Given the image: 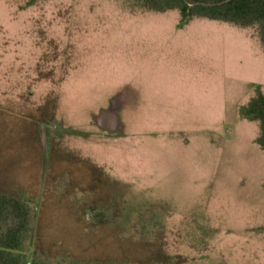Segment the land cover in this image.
<instances>
[{"label":"rangeland","instance_id":"rangeland-1","mask_svg":"<svg viewBox=\"0 0 264 264\" xmlns=\"http://www.w3.org/2000/svg\"><path fill=\"white\" fill-rule=\"evenodd\" d=\"M181 19L0 0V193L30 201V253L264 264L261 127L241 112L264 94V45L255 27ZM120 93L117 129L101 112Z\"/></svg>","mask_w":264,"mask_h":264},{"label":"trees","instance_id":"trees-1","mask_svg":"<svg viewBox=\"0 0 264 264\" xmlns=\"http://www.w3.org/2000/svg\"><path fill=\"white\" fill-rule=\"evenodd\" d=\"M143 9L163 12L178 10L181 20L195 17L222 19L242 27H255L264 45V0H131ZM242 116L260 122L257 139L264 148V94L258 93L241 110ZM33 207L30 201L0 193V264H91L76 257L55 261L38 249L30 253L34 238ZM93 264H105L95 261Z\"/></svg>","mask_w":264,"mask_h":264},{"label":"flooded vegetation","instance_id":"flooded-vegetation-1","mask_svg":"<svg viewBox=\"0 0 264 264\" xmlns=\"http://www.w3.org/2000/svg\"><path fill=\"white\" fill-rule=\"evenodd\" d=\"M124 96L125 95H123L122 93H120L119 95H118V99L115 97V98H113L112 99V102H111V106H110V108H108V109H103L102 110V114H104V118H106V120H107V122H109L110 123V126L111 125H113V124H115V126H116V128L117 129H119V127H120V121H119V119H118V112L119 111H113V112H111V113H109L108 111L110 110V109H115L116 107H121V102H120V99H122V98H124ZM98 123L100 124V125H102L101 123H100V120L98 121ZM45 125H43V127H44ZM43 135V134H42Z\"/></svg>","mask_w":264,"mask_h":264},{"label":"water","instance_id":"water-1","mask_svg":"<svg viewBox=\"0 0 264 264\" xmlns=\"http://www.w3.org/2000/svg\"><path fill=\"white\" fill-rule=\"evenodd\" d=\"M117 98V97H116ZM118 99V98H117ZM119 109V107H116L115 109H110L108 112L109 113H111V112H113V111H115V110H118ZM96 121L98 122L99 121V118H96ZM121 127V126H120Z\"/></svg>","mask_w":264,"mask_h":264}]
</instances>
